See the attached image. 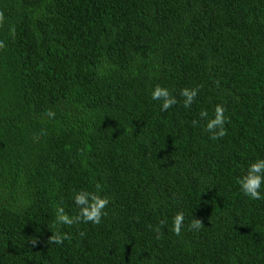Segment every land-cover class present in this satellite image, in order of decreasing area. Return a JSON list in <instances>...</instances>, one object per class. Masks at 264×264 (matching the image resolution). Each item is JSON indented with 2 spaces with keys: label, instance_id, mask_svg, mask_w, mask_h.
<instances>
[{
  "label": "trees",
  "instance_id": "1",
  "mask_svg": "<svg viewBox=\"0 0 264 264\" xmlns=\"http://www.w3.org/2000/svg\"><path fill=\"white\" fill-rule=\"evenodd\" d=\"M0 13V264H264V201L236 183L264 158V0H0ZM157 84L181 103L161 112ZM197 86L184 108L180 89ZM217 104L214 141L199 113ZM81 188L110 199L103 222L57 223Z\"/></svg>",
  "mask_w": 264,
  "mask_h": 264
},
{
  "label": "clouds",
  "instance_id": "2",
  "mask_svg": "<svg viewBox=\"0 0 264 264\" xmlns=\"http://www.w3.org/2000/svg\"><path fill=\"white\" fill-rule=\"evenodd\" d=\"M6 18L3 13H0V27L5 23ZM10 32L14 34L15 27L10 26ZM6 47L3 40H0V49ZM199 94V87L194 88H182L179 91V97L182 98V106L186 109L191 108L196 101V97ZM150 99L159 106L161 112H167L172 109L178 103H181L177 99V96L170 91L169 88L155 85L150 90ZM226 109L220 104H217L214 109V115L209 118L207 110H201L199 113V119L206 120L204 130L210 134L211 140H219L227 135V129L225 124L227 118L225 116ZM46 115L49 119L55 117V112L47 111ZM199 120H193L192 124L197 125ZM236 183L239 188V192L251 201H264V158H258L250 162L243 174L237 177ZM110 199L107 196H103L96 191H90L86 188L79 190H73L72 203L77 209L75 216L68 215L64 208L58 209L57 223L61 225L71 226L74 224L91 223L93 225H100L103 222V218L107 215L106 208L110 204ZM166 224V220H160L155 226L149 225V228L157 234L159 238L162 227ZM203 228L202 223L198 219H192L187 225V229L190 231L199 230ZM185 229V213L178 211L171 220V231L174 235L180 236ZM83 235V233H80ZM36 241L32 242L35 244ZM50 242L54 244H61L63 238L60 235H54L50 237Z\"/></svg>",
  "mask_w": 264,
  "mask_h": 264
}]
</instances>
